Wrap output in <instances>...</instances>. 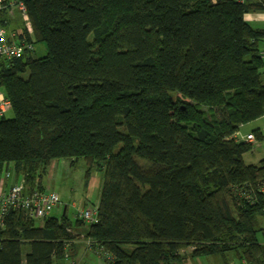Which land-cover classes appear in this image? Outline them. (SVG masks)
Instances as JSON below:
<instances>
[{"label": "trees", "instance_id": "trees-1", "mask_svg": "<svg viewBox=\"0 0 264 264\" xmlns=\"http://www.w3.org/2000/svg\"><path fill=\"white\" fill-rule=\"evenodd\" d=\"M20 2L25 14L11 13ZM2 5L0 25L48 53L0 58L14 113L0 117V169L15 166L24 194L45 190L58 160H84L87 182L102 173L103 184L97 223L65 212L39 226L9 208L0 264H23L26 247V264H58L74 231L106 264H180L191 245L192 258L264 264V159L246 165L253 146L236 136L264 116V28L246 20L264 14V0Z\"/></svg>", "mask_w": 264, "mask_h": 264}, {"label": "rangeland", "instance_id": "rangeland-1", "mask_svg": "<svg viewBox=\"0 0 264 264\" xmlns=\"http://www.w3.org/2000/svg\"><path fill=\"white\" fill-rule=\"evenodd\" d=\"M261 17H264V14L261 13ZM19 18L20 17L18 15L19 21H17L16 26L22 29L23 24L21 23ZM251 24L255 28H264V22L251 23ZM26 27H27L26 29L30 33H32V28L29 23H27ZM3 28L7 30L8 34L10 33L9 27H7V29L5 27ZM11 35H14V41L16 43L19 44L24 43L23 41L18 40L15 32H11L10 37ZM34 47H35V54H34L35 57L42 58L47 55L48 51L44 44L36 43ZM262 51H264V43L261 44V51L259 52V57L262 60H264V57H262L261 54ZM22 76L25 79L28 78L27 73L23 74ZM0 92H3L1 88H0ZM202 110L204 112H208V109L206 107H203ZM218 115L221 114L218 113ZM5 117L6 119H13L14 117L13 111L9 110L5 114ZM208 117L210 118L209 115ZM256 129H260L261 131L264 132V116L243 125L240 128L239 135L236 134V136L242 140L243 139L242 136H244L248 132L252 133ZM243 140H245V138ZM249 143H251V145L253 146V150L245 154L244 162L246 165H257L260 162L259 161L260 156H263L264 158V141L262 143L258 141L254 143L253 142H249ZM54 163L57 164H55V167L49 169V173L47 174V176L43 178V184L46 185L47 188L49 187V190L56 192L59 195L61 205L60 208L58 207L55 208L48 216L51 215L52 217L60 218L62 214L67 212L68 217L72 221H74L78 216L80 219H83L85 223L88 225L92 223H89L83 217V214L88 209L89 210L96 209L97 221H98V206L101 196V188L103 184V174L94 173L89 179V182H87L86 180L87 166L84 160H79L75 162V164H72L71 160H58L55 161ZM18 182H20L19 184L23 183L24 185L23 177ZM4 185L5 182L1 180V187L3 188ZM23 212H24L23 213L24 217L26 219L37 220L38 221L37 225L39 226L42 225L43 219L31 217L29 214H27L26 211ZM78 232L79 231H74L73 234L75 235V238L69 241L70 246L68 248L70 249H68V253H67L69 259L65 258L64 260H61L58 264H106L104 258L101 255H99L98 253L99 251L97 247L93 245V242H91V240L86 239L83 232L80 233ZM194 249L195 246L191 245L189 247H186L185 249L180 250L179 252L180 255L186 256V259H184L180 264H212V263L216 264L217 262L219 263L223 261L221 259L222 258L221 256L192 258L189 255ZM28 252H29V248L26 247L23 251V259H24L23 264H26L25 257Z\"/></svg>", "mask_w": 264, "mask_h": 264}, {"label": "built area", "instance_id": "built-area-1", "mask_svg": "<svg viewBox=\"0 0 264 264\" xmlns=\"http://www.w3.org/2000/svg\"><path fill=\"white\" fill-rule=\"evenodd\" d=\"M244 1V0H240ZM3 0H0V4L3 8ZM14 6H17L24 14L25 7L20 2L17 4H11L9 11L12 13ZM27 20V16H24ZM26 51H33V46L30 44H19L14 41V35L7 33L3 27L0 26V58L6 60H13L19 58ZM264 57V51L261 52ZM12 109L11 102L0 93V117H4L5 114ZM246 142H256L254 134H248L245 137ZM60 205V197L56 192L45 189L44 191H33L32 194H24L23 183L15 185L11 188L9 193H5L0 185V224L2 222L3 215L9 208H16L26 211L31 217L45 219L55 208ZM83 217L89 223L97 222V210H87L84 212ZM2 225V224H1ZM238 264H249L246 261H241Z\"/></svg>", "mask_w": 264, "mask_h": 264}, {"label": "crops", "instance_id": "crops-1", "mask_svg": "<svg viewBox=\"0 0 264 264\" xmlns=\"http://www.w3.org/2000/svg\"><path fill=\"white\" fill-rule=\"evenodd\" d=\"M246 20L248 22H250V23H258V22H264V17H261V14H248V15H246ZM0 93L4 94V92H0ZM261 132L264 135V132L263 131H261ZM248 134H251V133L248 132L247 134L242 136V138L244 139ZM238 135H239V133H238ZM263 159H264L263 156H260L259 161L261 162ZM55 164H57V163H53L52 168L55 167ZM7 172H9L11 174V176L7 180H5V174ZM21 178H22L21 176L18 177L16 175L15 166L13 164H8V165L2 167V169H0V182H1V180L4 179L3 180L5 182L4 189H5L6 192L9 191L11 186L16 184ZM44 186H45V189H47V186L46 185H44ZM60 205H61V203H60ZM58 208H60V206ZM261 224H262V226H264V217H263V219L261 221ZM221 259L223 261H221L219 263H222V264H237L238 263V261L234 258V255L227 256V259H224V258H221ZM214 262H216V261H214ZM219 263L217 262L216 264H219ZM212 264H215V263H212Z\"/></svg>", "mask_w": 264, "mask_h": 264}]
</instances>
